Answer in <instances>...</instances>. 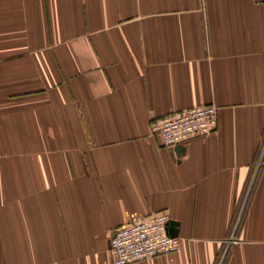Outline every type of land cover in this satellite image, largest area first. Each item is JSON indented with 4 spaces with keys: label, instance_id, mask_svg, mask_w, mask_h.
I'll return each instance as SVG.
<instances>
[{
    "label": "crops",
    "instance_id": "0c3cea01",
    "mask_svg": "<svg viewBox=\"0 0 264 264\" xmlns=\"http://www.w3.org/2000/svg\"><path fill=\"white\" fill-rule=\"evenodd\" d=\"M158 214L178 249L135 264H264V0H0V264H114Z\"/></svg>",
    "mask_w": 264,
    "mask_h": 264
},
{
    "label": "built area",
    "instance_id": "2783aa9c",
    "mask_svg": "<svg viewBox=\"0 0 264 264\" xmlns=\"http://www.w3.org/2000/svg\"><path fill=\"white\" fill-rule=\"evenodd\" d=\"M217 126V108L202 105L180 110L150 122V129L165 148L180 145L192 137L207 135ZM168 217L136 219L130 225L114 231L110 253L114 264L148 263L156 256L169 255L178 249V240L166 231Z\"/></svg>",
    "mask_w": 264,
    "mask_h": 264
},
{
    "label": "water",
    "instance_id": "95a60500",
    "mask_svg": "<svg viewBox=\"0 0 264 264\" xmlns=\"http://www.w3.org/2000/svg\"><path fill=\"white\" fill-rule=\"evenodd\" d=\"M177 224L173 221H168L166 225V231L170 238H177L178 232H177Z\"/></svg>",
    "mask_w": 264,
    "mask_h": 264
}]
</instances>
